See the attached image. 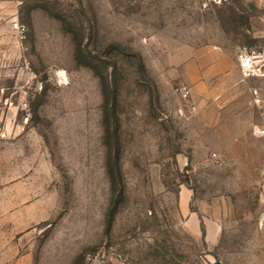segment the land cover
Here are the masks:
<instances>
[{"label":"rangeland","instance_id":"374dc122","mask_svg":"<svg viewBox=\"0 0 264 264\" xmlns=\"http://www.w3.org/2000/svg\"><path fill=\"white\" fill-rule=\"evenodd\" d=\"M243 8L0 6V264H264L263 79L193 91L197 53L258 45Z\"/></svg>","mask_w":264,"mask_h":264},{"label":"crops","instance_id":"0c3cea01","mask_svg":"<svg viewBox=\"0 0 264 264\" xmlns=\"http://www.w3.org/2000/svg\"><path fill=\"white\" fill-rule=\"evenodd\" d=\"M19 0H0V6L9 7L16 4ZM249 15L245 19L247 25V32L253 40H258V45L248 47H262L264 46V0H238ZM195 64H197L195 81L193 82L194 93L198 88L205 83L213 86L217 79H225V86H232L235 81L240 80L241 74L234 52L221 48L218 44H210L195 55ZM242 79V78H241ZM260 87H252L259 89L260 94L264 98V78ZM211 81V84H210ZM244 81V80H243ZM212 88V94H214ZM206 93H210V89L206 88ZM261 122V121H260ZM254 144L259 150L260 155H263V140L259 137H253ZM263 166V165H262Z\"/></svg>","mask_w":264,"mask_h":264},{"label":"built area","instance_id":"2783aa9c","mask_svg":"<svg viewBox=\"0 0 264 264\" xmlns=\"http://www.w3.org/2000/svg\"><path fill=\"white\" fill-rule=\"evenodd\" d=\"M214 3H223L227 0H208ZM15 28L24 33V27L15 24ZM236 60L239 66L241 78L244 81L254 78H264V46L262 47H248L240 46L237 51ZM253 95V103L261 110L262 120L253 128V135L263 140V153H264V98L257 88H251ZM180 94L184 99H189L191 90L187 86L180 88ZM263 173H264V160H263ZM128 264V263H127Z\"/></svg>","mask_w":264,"mask_h":264},{"label":"trees","instance_id":"16d2710c","mask_svg":"<svg viewBox=\"0 0 264 264\" xmlns=\"http://www.w3.org/2000/svg\"><path fill=\"white\" fill-rule=\"evenodd\" d=\"M109 176L111 177V182L114 181V173L111 170H109Z\"/></svg>","mask_w":264,"mask_h":264}]
</instances>
